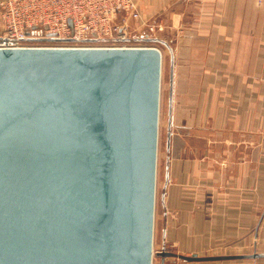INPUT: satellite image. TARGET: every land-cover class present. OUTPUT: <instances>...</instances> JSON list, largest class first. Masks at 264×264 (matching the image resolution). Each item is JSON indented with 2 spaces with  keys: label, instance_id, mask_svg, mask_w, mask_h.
<instances>
[{
  "label": "water",
  "instance_id": "95a60500",
  "mask_svg": "<svg viewBox=\"0 0 264 264\" xmlns=\"http://www.w3.org/2000/svg\"><path fill=\"white\" fill-rule=\"evenodd\" d=\"M161 67L154 46L0 48V264H152Z\"/></svg>",
  "mask_w": 264,
  "mask_h": 264
},
{
  "label": "crops",
  "instance_id": "0c3cea01",
  "mask_svg": "<svg viewBox=\"0 0 264 264\" xmlns=\"http://www.w3.org/2000/svg\"><path fill=\"white\" fill-rule=\"evenodd\" d=\"M135 2L169 62L160 251L264 253V0Z\"/></svg>",
  "mask_w": 264,
  "mask_h": 264
},
{
  "label": "built area",
  "instance_id": "2783aa9c",
  "mask_svg": "<svg viewBox=\"0 0 264 264\" xmlns=\"http://www.w3.org/2000/svg\"><path fill=\"white\" fill-rule=\"evenodd\" d=\"M0 24V48L154 46L158 27L135 0H0Z\"/></svg>",
  "mask_w": 264,
  "mask_h": 264
},
{
  "label": "rangeland",
  "instance_id": "374dc122",
  "mask_svg": "<svg viewBox=\"0 0 264 264\" xmlns=\"http://www.w3.org/2000/svg\"><path fill=\"white\" fill-rule=\"evenodd\" d=\"M154 30L151 35L154 39L155 32ZM134 35V34H133ZM157 36V34H156ZM151 44L155 45L151 40ZM156 47V46H155ZM168 66L169 62L167 56L162 58V67H161V89H160V103H159V124H158V142H157V168H156V193H155V212H154V231H153V259L152 264H159L158 252L159 249V239L161 234L160 221H161V198H162V184L164 180L165 173V156L167 149V135L170 130L168 129L167 123V81H168ZM258 176L264 177V173H259ZM259 229V226H258ZM253 231V228H252ZM251 231V234H252Z\"/></svg>",
  "mask_w": 264,
  "mask_h": 264
},
{
  "label": "trees",
  "instance_id": "16d2710c",
  "mask_svg": "<svg viewBox=\"0 0 264 264\" xmlns=\"http://www.w3.org/2000/svg\"><path fill=\"white\" fill-rule=\"evenodd\" d=\"M151 42V41H150ZM152 42H154V40H152Z\"/></svg>",
  "mask_w": 264,
  "mask_h": 264
}]
</instances>
